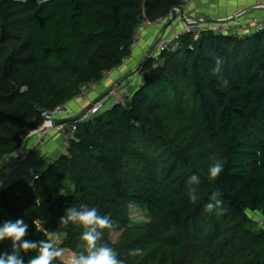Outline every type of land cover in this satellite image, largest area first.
<instances>
[{"label": "trees", "instance_id": "16d2710c", "mask_svg": "<svg viewBox=\"0 0 264 264\" xmlns=\"http://www.w3.org/2000/svg\"><path fill=\"white\" fill-rule=\"evenodd\" d=\"M179 3L0 0V160L16 154L55 106L77 97L80 85L120 66L144 17L167 16ZM161 57L154 68L152 58L139 62L141 82L128 106L76 122L67 152L33 183L18 178L0 189V225L23 218L24 239L37 242L55 232L70 261L62 255L53 264H71L85 251L82 228L59 225L68 207L82 204L110 216L114 228L100 243L124 264H264V31L184 35ZM213 158L223 162L215 179ZM192 175L198 185L188 183ZM213 192L222 210L208 212ZM131 205L145 222H133ZM137 248L142 255H130ZM5 252L10 240L0 242ZM21 255L27 264L37 252Z\"/></svg>", "mask_w": 264, "mask_h": 264}, {"label": "built area", "instance_id": "2783aa9c", "mask_svg": "<svg viewBox=\"0 0 264 264\" xmlns=\"http://www.w3.org/2000/svg\"><path fill=\"white\" fill-rule=\"evenodd\" d=\"M14 1L24 2L25 0ZM48 1L50 0H36L38 4H43ZM194 1L208 2L211 0H180L179 5L173 7V16L168 14L164 17H156L153 20L144 17L136 26L132 34V39L128 48L130 54L128 57L122 58L121 64L125 63L126 60L140 47L142 32L145 29L151 26H163L168 20L170 21L166 24L165 29L158 36L150 51H146L144 54V57L152 58L153 68L162 64L161 55L164 52L174 51L179 48L180 39L184 35H190L193 38H197L202 31H212L215 34H225L231 36L264 31V16H245L244 10L237 11L216 21H197L195 18L191 17V15L184 12V9ZM255 7L264 9V0H257ZM120 66H114L110 69L103 70L101 73L102 79L108 78L111 74L117 72ZM95 85L96 83L80 85L77 98L86 100ZM131 94L132 90L130 89L127 80H122L110 88L100 99L93 102L78 120L73 122H64L57 125L53 124V120L62 119L63 115L66 114L67 102L55 106L53 110L46 114L44 122L24 138L26 143V140L30 136L33 137L30 144L27 147L25 146L24 152L15 160L16 163L20 164L25 162L30 156L40 153L53 135H57L59 137L62 144V153H66L70 141L74 138L77 131L76 122L90 121L95 116L103 112L107 107H111L115 104L125 105L131 97ZM16 154L12 157L16 156ZM9 158L10 156L4 155L1 158L0 163L7 161ZM38 177L39 171L35 165L31 162H27L22 171V178L28 183H33ZM259 224L264 225V220H260Z\"/></svg>", "mask_w": 264, "mask_h": 264}, {"label": "clouds", "instance_id": "9594fccd", "mask_svg": "<svg viewBox=\"0 0 264 264\" xmlns=\"http://www.w3.org/2000/svg\"><path fill=\"white\" fill-rule=\"evenodd\" d=\"M221 61L217 59L213 68V74L218 75L221 72ZM227 86V80L223 81ZM223 171V162L218 158H213L209 167V175L215 179ZM190 185H198L200 178L192 175L188 181ZM189 200L196 204L199 202V195L195 187L188 190ZM222 200L219 199V193L213 192L209 197V202L205 205V210H222ZM34 223V222H33ZM35 224V223H34ZM77 225L82 228L80 239L84 242L85 251L74 254L71 264H124V261L117 258V252L107 244H101L105 229H113L114 223L109 215L99 214L96 207L81 205L79 208L68 207L65 214L60 218L59 225L67 227ZM39 231H45L41 226ZM28 234V225L23 218L15 221L7 220L0 225V242L11 241V252L0 253V264H24L21 253H28L35 250L37 255L28 259L27 264H53V261L62 256V250L57 247L58 237L55 232H48V238L41 241H30L24 239ZM86 253V254H85ZM130 255H142V250L137 248Z\"/></svg>", "mask_w": 264, "mask_h": 264}, {"label": "crops", "instance_id": "0c3cea01", "mask_svg": "<svg viewBox=\"0 0 264 264\" xmlns=\"http://www.w3.org/2000/svg\"><path fill=\"white\" fill-rule=\"evenodd\" d=\"M256 1L257 0L194 1L184 9V12L195 19L206 18L218 20L240 10H244L245 16L262 17L264 16V9L255 7ZM161 28L162 26H151L145 29L142 32L141 45L134 54L131 55L125 63L121 64L117 72L97 82L86 100L75 97L67 101L66 114L63 115L62 119L76 116L86 104L100 96L118 79L124 78L123 80H127L131 90L136 88L141 82V76L138 71L136 73L134 71L144 57L145 52L149 49L151 43L160 34ZM32 139L33 137L30 136L26 140V147L30 144ZM61 153V141L57 135H53L40 153L30 156L27 161L17 164L16 161H12V157H10L7 161L0 163V189L13 179L22 178V171L27 162L34 164L37 170L43 169Z\"/></svg>", "mask_w": 264, "mask_h": 264}, {"label": "water", "instance_id": "95a60500", "mask_svg": "<svg viewBox=\"0 0 264 264\" xmlns=\"http://www.w3.org/2000/svg\"><path fill=\"white\" fill-rule=\"evenodd\" d=\"M174 12L173 9L170 12V16H173ZM197 21H216V20H212V19H206V18H197L195 19ZM170 20H168L161 28L160 34L163 32V30L166 27V24L169 22ZM159 34V35H160ZM158 35V36H159ZM158 36L154 39V41L151 43V45L149 46V49L147 50V52L150 51V49L152 48V46L154 45V43L156 42ZM124 78L118 79L112 86H110L107 90H105L100 96H98L97 98H95L94 100H92L91 102H89L88 104H86L83 109L74 117L72 118H68V119H55L53 120V124L57 125L60 123H64V122H73L76 121L80 118V116L92 105L93 102L97 101L98 99H100L110 88H112L115 84L119 83L120 81H122ZM34 131V130H33ZM25 150V141L24 138L22 139V143H21V147L19 149V151L17 152L16 156L12 157V161L16 160Z\"/></svg>", "mask_w": 264, "mask_h": 264}, {"label": "rangeland", "instance_id": "374dc122", "mask_svg": "<svg viewBox=\"0 0 264 264\" xmlns=\"http://www.w3.org/2000/svg\"><path fill=\"white\" fill-rule=\"evenodd\" d=\"M137 69H138V67L135 69V71H134L135 73L137 72ZM130 83H131V81H130ZM125 105L128 106V101L126 102ZM130 210H131V218H132L133 222L142 223V222H145L147 220L146 215L139 209V207H137L135 205H131ZM247 216L255 222L256 228H259L258 223H257L258 216L251 214V212H247ZM118 235H119V233L113 232L111 234L112 240L115 241L118 238ZM62 253H63L62 255L67 258L66 251H62ZM67 261H70V259L67 258Z\"/></svg>", "mask_w": 264, "mask_h": 264}]
</instances>
